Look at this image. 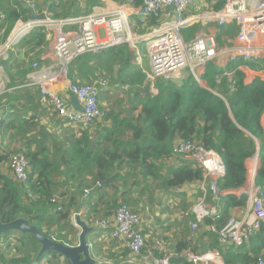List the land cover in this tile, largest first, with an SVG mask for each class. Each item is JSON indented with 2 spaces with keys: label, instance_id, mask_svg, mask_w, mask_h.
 Here are the masks:
<instances>
[{
  "label": "trees",
  "instance_id": "16d2710c",
  "mask_svg": "<svg viewBox=\"0 0 264 264\" xmlns=\"http://www.w3.org/2000/svg\"><path fill=\"white\" fill-rule=\"evenodd\" d=\"M207 1L212 3L213 10H218L225 3V0ZM25 2L27 0H0V29L4 30V42L18 20L26 22L29 19L30 11L24 6ZM86 2V9L77 11L74 5L80 1L73 0V7L64 13H56V6L59 5L56 3L49 4L47 8L36 3L35 6L38 12H52L53 19L65 20L89 15L95 6L102 4L101 0ZM141 2L142 0H133V6L137 7ZM140 33L143 32L140 30ZM29 35L33 37L35 47H42L48 42L46 26L33 29ZM124 48V51H119V56L127 62L134 60L135 52ZM39 58L37 53L34 59ZM10 61H4L5 72L10 78L15 77L14 71L24 78L34 71L33 62L22 66L16 63L19 65L17 69ZM132 64L125 67L120 79L123 85H131L134 91H140L146 75L142 69ZM238 65H231L229 69L234 70ZM247 65L253 68L257 66L256 63ZM221 72L215 64H209L203 76L206 86L193 78L185 80L181 85L158 80V94H146L139 103H134L135 110L140 111L136 117L121 118L110 108L94 123L79 125L87 130L101 121L110 122L107 132L99 138L84 133L81 139L72 140L61 160L55 157L56 151L51 153L50 150L51 145L56 150L59 142L52 135L42 132L33 118L22 122L18 118L4 121V127L13 130L11 140L20 141V146L8 149L0 145V223L27 220L42 235L49 238L51 234L54 241L75 246L78 244L79 232L72 225V213L81 208L87 209L86 203L92 190L100 191L97 206L103 209V212L93 216L94 219L112 217L121 204H130L131 207L128 206L138 212L132 196V188L136 184H144L143 189H148L152 182L156 187L171 191L200 182L204 171L194 160L183 158L179 166L172 169L165 165L177 143L195 141L205 149L215 151L223 159L226 173L217 181V185L227 193L219 202V217L206 218L200 226L198 238L195 239L190 233L188 223L191 217L185 220L186 231L173 252L172 264H196L180 256L186 249H192L195 253L219 249L225 264H256L258 258H264V227L250 242L242 246H222L210 226L215 224L222 228L232 216L233 209L246 205V196L236 192L245 185L247 163L257 152L260 155V166L256 181L264 187V132L261 123L264 115V83L258 79L246 84L244 72L237 70L231 78L224 77L217 84L216 76ZM107 94L103 91L100 99ZM36 146L39 148L33 149ZM14 153H23L29 161V177L24 181H19L14 175L10 160ZM53 154L55 158H51ZM124 163L133 165L134 170L140 167L137 182L128 179L133 171L131 168L127 176L119 172ZM2 165L7 166V174L2 171ZM85 172L89 177L82 176ZM112 174L117 179L115 182H120V189L110 192L111 194L102 193L106 185H101V181ZM54 175H62L65 180H56ZM67 187L74 188L73 193L64 190ZM56 196L61 202L60 210L51 202ZM96 209H92V212L98 211ZM89 213L91 212L86 211L84 216ZM158 247L166 250L162 246ZM40 249V242L31 234L22 235L17 231L0 233V264H31L37 259ZM127 252L128 255L131 254L129 248ZM43 260V264H70L55 252L49 254V257L48 254L44 255L38 264Z\"/></svg>",
  "mask_w": 264,
  "mask_h": 264
},
{
  "label": "built area",
  "instance_id": "2783aa9c",
  "mask_svg": "<svg viewBox=\"0 0 264 264\" xmlns=\"http://www.w3.org/2000/svg\"><path fill=\"white\" fill-rule=\"evenodd\" d=\"M196 3L197 0H142L134 7L133 0H126L109 11H100L98 6L89 15L45 23L43 26L49 29L59 25V34L51 54L42 55L32 63L31 85L50 99L53 110L65 124L90 125L102 117L100 94L108 83L77 82L71 77L73 65L84 57L104 55L117 46L129 45L137 49L139 41H147L150 70L146 72V80L152 94L158 80L181 85L193 78L206 86L203 76L211 63L222 71L216 76L217 84L224 77L231 78L237 70L244 72L246 84L258 79L264 83V0H225L218 10L202 11L195 9ZM31 6L36 9L35 4ZM137 25L150 31L137 35ZM39 26L38 22L19 20L9 41L18 43L29 34L25 33L29 27L35 29ZM212 27L216 32L209 30ZM233 30L235 33H230ZM107 34L109 39H105ZM142 63L143 58L137 49L136 64L142 66ZM247 63H256L257 66L253 68ZM237 64L234 70L229 69ZM2 70L0 66V96L5 90ZM248 72H252L249 80L245 74ZM57 85L69 95L77 96L81 111L72 106L69 97L52 90ZM173 157L194 160L204 171L203 179L197 183L202 196L194 204L189 221L190 228L196 231L206 218L219 217V202L227 192L219 189L217 181L225 176V164L215 151L207 150L195 141L177 143L169 159ZM10 160L16 179L26 180L29 177L26 156L14 153ZM259 166L257 152L247 163L245 185L236 192L246 196V205L239 217L231 216L222 228L215 224L210 226L222 246H242L264 227V187L256 181ZM51 202L61 209L59 197ZM84 213L83 208L74 212V226H79L78 219H82ZM142 222L140 213L121 204L112 217H97L91 224L96 230L108 231L112 238L130 249L129 264H172L173 252L160 250L157 245L147 246ZM49 238L54 241L53 235L50 234ZM180 256L196 264H225L219 249L203 253L186 249ZM256 264H264V258H258Z\"/></svg>",
  "mask_w": 264,
  "mask_h": 264
},
{
  "label": "crops",
  "instance_id": "0c3cea01",
  "mask_svg": "<svg viewBox=\"0 0 264 264\" xmlns=\"http://www.w3.org/2000/svg\"><path fill=\"white\" fill-rule=\"evenodd\" d=\"M102 4L99 6L98 10H112L116 8V4H122L126 2V0H101ZM109 1L111 2V5L109 4ZM212 6V3H209L207 0H199V2L196 3L195 9L197 11H202L205 7L210 8ZM98 7V6H95ZM94 7V8H95ZM93 8V10H94ZM38 11V10H37ZM132 19H135L132 17ZM29 20V19H28ZM27 20V21H28ZM19 21V20H18ZM17 23V22H16ZM15 23V25H16ZM14 25V27H15ZM14 29V28H13ZM12 29V31H13ZM136 29L140 32V30L144 33H140V35L146 34L145 32H149V29L142 28L141 26H136ZM212 32H216L215 28L212 27L209 29ZM12 31L9 34L6 42L3 40V33H0V51L4 48V46L8 43ZM59 33H50L48 34V42L46 45H43L42 47H35L33 37L30 35L24 36L21 41L13 45L12 47L8 48L5 53H3V56L0 57V66L3 68L2 77L4 79L5 83V90L4 93L0 96V145L3 148L8 149H15L20 146V141L16 142L17 140H11L10 136L13 134V130L7 129L4 127V121L6 120H13L15 118H18L19 121L28 120L30 118H33L35 122H37V127L41 129L42 132L48 133L54 137L56 141L59 142V145L57 146L56 150H54V145L50 146L51 153H54L56 151V158L61 160L63 156V152L67 150V148L70 146V142L74 139H81L83 137V134L86 133L87 135L93 136L94 138H99L104 133L107 132V128L110 127L109 121H101L100 124H97L89 129H83L79 125H67L65 124L61 118L57 115V113L53 110L50 99L46 96H43L39 88L31 85L30 80V74L27 75L26 78L23 76L16 75V71H14V78H10L8 74L5 72L4 68V61L9 59L11 60L10 63L15 64V67L19 69V65L16 63H19L20 66L32 63L36 61L34 57L37 53H39V56L42 55H50L53 44L57 38ZM105 39H109V35L107 34ZM137 46V44H136ZM124 47H127L131 51L135 52V59L132 61H126L124 58L119 56V51H124ZM137 49L141 53L140 49L137 46ZM137 49L129 46V45H121L114 47L113 50L108 52L104 55L90 58V57H84L80 60H78L71 69V77L80 83H101V82H107L108 87L104 89L106 93H113L115 92V88H118L123 85L122 81L120 79V75L122 74L125 67H127L130 64L136 65L137 68L142 69L144 74L146 75V72H148L144 67V62L142 63V66L136 64V54ZM141 56L143 58V54L141 53ZM51 58V57H50ZM118 61V64L116 62ZM132 64V65H133ZM150 66V65H149ZM150 70V69H149ZM252 73V72H250ZM250 73H245L247 75V79L249 80L248 76ZM147 80L145 79L144 85L141 87V90L133 91V93L140 94L136 95V97H139L141 99H144L146 93H144V90L148 87ZM52 90H56L57 93L60 95H64L66 98H70L71 95L66 93L65 89L61 87L60 85H57L52 88ZM117 114L121 118L123 117H136L140 111L135 110V115H132L131 112H122V111H116ZM132 115V116H131ZM261 123L263 126V132H264V115L262 116ZM33 133V132H31ZM36 133V131H35ZM44 134V133H43ZM264 135V133H263ZM46 146L49 148L48 143ZM39 147L36 146L33 149L37 150ZM93 149H95V146L93 145ZM54 154L51 155V158H55ZM183 158H177L173 157L169 159V161L165 164L166 167H170V169L175 168L179 166L181 163V160ZM7 165V164H6ZM2 165L1 169L2 171L7 174V166ZM64 165H62V170ZM133 165H130L128 163H124L120 166L119 172L122 175H126L128 170L130 172L129 181H135L140 177V167L134 168ZM121 175V176H122ZM84 178L89 177L88 173L85 172L82 175ZM127 176V175H126ZM113 179V183L116 185V188H113L109 185H106L105 189L102 191V193L107 192H113L114 190H119V186L121 185L120 182H115L116 177L115 174H112L108 177ZM54 179L59 181H64L65 177L62 175H54ZM120 180V179H119ZM121 181V180H120ZM152 186V189L155 188V185H152V182L149 183ZM144 184H136L134 188H132V196L135 200V206L139 207L142 206L145 201H147V196L150 198L153 195L147 194L146 189H143ZM189 187L193 190V193L195 195H190L185 189ZM94 189V188H92ZM143 189V190H142ZM64 190L69 191L70 193H73L74 188L67 187ZM151 189L148 191L150 192ZM68 192V193H69ZM168 192L176 193L177 198L176 200H182V198H185V196L189 195L190 199L188 202H186V208H182V211L180 213L182 214H190L192 219V213L191 208L196 203V200H199V190L197 189V183L196 184H188L184 185L179 190H171ZM69 193V194H70ZM179 195H178V194ZM182 193V194H181ZM111 194V193H110ZM100 201V191L92 190L90 194V198L86 203V208H83L84 212L90 211L89 215L87 214L82 217L84 223L88 227V234L87 238L90 243V252L91 256L95 263L97 264H129L127 260L131 257V255H128L127 251L128 248L124 243H121L114 238H112L108 231L101 230V229H93L92 228V222L91 219L93 216H95L98 213L103 212L102 207L97 206ZM174 200H171L170 202H173ZM183 203V201L181 202ZM185 204V203H184ZM177 205H180V202H177ZM97 208L98 211H93L92 209ZM165 211L172 212L170 214L169 218L167 217V213H163V211L156 210L154 214L150 213L149 217L144 216L142 217V229L147 239V246L151 247L154 245L162 246V248L169 250L171 252H175V248L179 242V240L182 238V234L184 231H186V223L181 222L180 218L176 217V211L174 209H170V207L163 208ZM102 210V211H101ZM243 211V210H242ZM239 208L233 209L231 215H238L241 214ZM169 212V213H170ZM154 215V216H153ZM179 215V214H178ZM167 219V220H166ZM166 220V223L161 225L160 222H164ZM189 224V223H188ZM76 230H78V238L80 237L83 228L82 227H75ZM73 238V236H71ZM79 241V240H78Z\"/></svg>",
  "mask_w": 264,
  "mask_h": 264
},
{
  "label": "rangeland",
  "instance_id": "374dc122",
  "mask_svg": "<svg viewBox=\"0 0 264 264\" xmlns=\"http://www.w3.org/2000/svg\"><path fill=\"white\" fill-rule=\"evenodd\" d=\"M72 1L73 0H27V2L30 3V5L36 3V5L39 4V5L43 6V8H47L49 6V4H51V3L59 4L58 7L56 6V8H57L56 13H64L65 11H68L69 9H71V7H73ZM75 1H80V3H77L76 5H74L75 10L82 11V10L86 9V7H87V5H85L87 3L86 0H84V1L75 0ZM112 1H109L110 5H111ZM197 2H199V0H197ZM203 10H211V7L210 8L205 7ZM46 13L51 20H61V19H53V13L52 12H49L50 15L48 14V12H46ZM73 14H74V12H73ZM46 29L48 30V34L57 33L59 31V25L52 26L50 28L51 30L49 29V27H46ZM3 31L4 30L0 29V33H3ZM135 32L137 35H140V32L138 31V29H136ZM143 33H144V31H143ZM27 35H29V34H27ZM137 46L140 49L141 53L143 54V62H144L143 67L147 71H149L150 66H149L148 52H147V41H139V42H137ZM116 64H118V61L116 62ZM204 85H206V84L204 83ZM155 89L156 90L153 91L154 92L153 95L158 94V87H155ZM114 90H115V92L109 93V94L101 97L100 108H101L102 114L104 113V111L112 108L114 111L116 110V111L129 112V113L131 112L132 115H135L136 113H135L134 103H139L141 101V98L136 97V95L133 93L134 88L131 87V85H122L121 88L118 87V88H115ZM150 189H151V191L148 192ZM185 190L188 191L189 193L191 192L190 195H195L193 193V190L190 189L189 187H187ZM146 193L153 195V196H151L150 198L147 196V201H145L142 206L136 207V210L140 213L141 217H144V216L149 217L150 213L154 214V212L158 209L160 211H163V213H167L166 218H169L170 214L172 212L169 211L170 212L169 213L168 211H165L163 208L170 207V209L175 208L174 211L177 212L176 217L177 218L181 217L180 218L181 222H184L186 219L189 218L190 214L186 215V214L180 213V211H182V208L185 205L184 203L189 201V199H190L189 195L185 196V198H182V200H176L175 199V198H177V197H175L176 193L168 192L164 188H159L156 186L154 189H152L151 185H149L148 189H146ZM200 193L202 196V191ZM209 195H210V193H208V197H209ZM171 200H174V201L170 202ZM182 201H183V203H181ZM177 202H180L179 206L177 205ZM196 202H197V200H196ZM127 205H129L131 207L130 204H127ZM192 208H191V213H192ZM244 208H245V206L242 208H239V209H240V211H242V210H244ZM73 215H74V213H72V216ZM239 215L240 214L238 213V215H236V216L239 217ZM166 220H164V222L163 221L160 222L161 225L165 224ZM71 222H72V217H71ZM72 225L74 226L73 222H72ZM74 227H80V225L74 226ZM205 230H206V228H205ZM190 233H191L192 237H194L196 239V238H198L199 234L201 233V230H200V228L197 229L196 231H193L191 229ZM146 243H147V241H146ZM48 257H49V254H48ZM59 257H61V259L64 261L65 258L63 256H59ZM44 262H45V260H43L40 264H43Z\"/></svg>",
  "mask_w": 264,
  "mask_h": 264
},
{
  "label": "water",
  "instance_id": "95a60500",
  "mask_svg": "<svg viewBox=\"0 0 264 264\" xmlns=\"http://www.w3.org/2000/svg\"><path fill=\"white\" fill-rule=\"evenodd\" d=\"M24 6L30 11V17L28 21L38 22L40 24L39 27L43 26L45 23H54L57 21L51 20L45 11L38 12L28 2H25ZM32 29V27H29L25 33H30ZM16 43V41H8V43L0 51V56L2 53H5L8 48L12 47ZM144 93L153 96V94L150 92V87H147L144 90ZM70 102L76 110H82V106L80 105V102L75 94L71 95ZM101 185H109L113 188H116L112 178L101 181ZM78 224L83 228V230L79 237L78 244L75 246H69L64 243L51 240L50 238L42 235L40 230L36 226L31 225L27 220H18L10 224L0 223V233H5L6 231H17L22 235L31 234L35 236L41 244V249L38 253L37 259L31 264H38L44 255L52 254V252L57 253L59 256H63L65 260L69 261L70 264H97L94 262L90 252V243L87 238L89 229L84 223L83 219H78Z\"/></svg>",
  "mask_w": 264,
  "mask_h": 264
}]
</instances>
